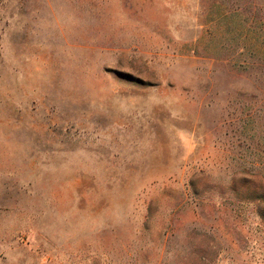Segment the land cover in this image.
<instances>
[{"label": "rangeland", "instance_id": "1", "mask_svg": "<svg viewBox=\"0 0 264 264\" xmlns=\"http://www.w3.org/2000/svg\"><path fill=\"white\" fill-rule=\"evenodd\" d=\"M0 264H264V0H0Z\"/></svg>", "mask_w": 264, "mask_h": 264}]
</instances>
